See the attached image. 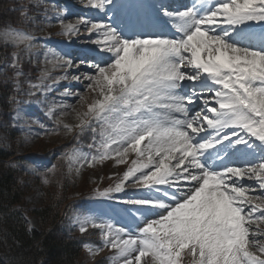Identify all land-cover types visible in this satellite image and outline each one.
<instances>
[{"label": "snow or ice", "instance_id": "snow-or-ice-1", "mask_svg": "<svg viewBox=\"0 0 264 264\" xmlns=\"http://www.w3.org/2000/svg\"><path fill=\"white\" fill-rule=\"evenodd\" d=\"M81 2L86 11L65 7L47 20L70 42L93 45L94 58L77 63L46 41L45 60L63 74L45 70L27 93L35 101L13 95L10 126L36 124L37 138L75 132L77 142L91 133L89 152L67 157L89 167L135 153L122 179L96 193L124 205L126 218L75 217L80 233L102 237L84 246L94 256L114 250V264H264V0ZM0 36L38 46L28 32ZM63 81L82 90L69 85L50 98ZM73 97L85 110L75 126L62 124ZM33 102L43 120L21 115ZM130 179L145 191L117 197Z\"/></svg>", "mask_w": 264, "mask_h": 264}, {"label": "rangeland", "instance_id": "rangeland-1", "mask_svg": "<svg viewBox=\"0 0 264 264\" xmlns=\"http://www.w3.org/2000/svg\"><path fill=\"white\" fill-rule=\"evenodd\" d=\"M15 2L24 3L26 12L27 27H14L1 30L0 33L8 30H16L28 32L37 38L38 46L33 48L31 51H27L24 44H15L11 40H5L0 36V40L4 43L9 44L19 49V53L11 55L12 62L7 63L9 67L16 69L17 65L13 61L18 56L19 70L22 75L17 76L16 70L10 75L15 89L17 91V100L21 101H35L36 97H29L27 93L35 91L31 88V84H39L40 76L47 70L50 76H60L63 74L62 70L54 67V59L49 57V61L45 60V53L48 48L43 47L46 41H51L48 45L53 50H63L69 52L71 56L76 60L77 63L80 61H90L94 58L95 52L93 51L94 46L87 44L83 41V38L73 37L74 42H70L66 37L60 36L61 27L58 23H49L47 17H55L60 14L59 10L65 7L71 8L74 13H81L86 11L83 9L81 0H11ZM181 1V0H180ZM53 5L58 6L54 8ZM32 12L33 14L29 13ZM70 22H75L76 16L73 15L69 18ZM47 83H51L48 80ZM71 86L73 89H81V85L73 81L60 82L59 86L56 87V91L50 94V98L60 99L58 93L66 86ZM39 95V94H37ZM86 100L91 99V94L84 93ZM67 103L72 104L73 108L66 109V115L61 117L62 124H68L75 126L78 123L77 113L83 112L85 109L82 103L75 102V98H66ZM19 110L22 116L28 118H38L43 120V109L35 104H22L19 106ZM15 115V111H13ZM12 115V117H13ZM50 126H53L50 124ZM19 131V136L14 140L15 148L17 152L24 158L23 166L26 175L24 184L27 186L26 194L24 197L23 219L28 228L38 229V219L30 213L31 210L40 208L44 205V192L48 187L53 184L63 183L65 179L71 178L70 181L75 183L77 190L71 195V197H81L82 194L89 195L91 197L81 199L74 205V210L71 212L72 227L74 226V218L80 215L98 216L102 219H109V217L116 216L125 217L126 214L120 207H115V201L105 203L107 199L98 196L97 191H103L110 185L116 178L123 177L124 173L132 164V160L136 159L135 153H129L126 163H117L116 159H109L102 162H96L91 167L87 164H76L70 161L67 157L73 153V149H77L81 152H89L87 145H73L70 141L71 138L76 134L75 132L65 134L63 130L58 135H49L40 137L35 136V132L38 130V125L31 124L30 129L25 127L21 129L16 126ZM0 143L2 145L12 147L13 141L9 139L6 133L0 131ZM143 147V145H142ZM94 151V150H93ZM56 166L54 171H48L52 167ZM46 173V175H40L38 173ZM47 180V183H45ZM101 198V199H100ZM102 198L105 200V204L102 206ZM76 206V207H75ZM255 225L253 228L255 229ZM264 228V224L260 225ZM96 235L90 238L91 244H87L93 248L102 245V237ZM259 238V237H258ZM99 244L97 246H94ZM86 264H92L93 259L102 257L107 259L108 264H114L115 251L105 248L98 254L91 255L89 248L85 250ZM94 256V257H93Z\"/></svg>", "mask_w": 264, "mask_h": 264}, {"label": "trees", "instance_id": "trees-1", "mask_svg": "<svg viewBox=\"0 0 264 264\" xmlns=\"http://www.w3.org/2000/svg\"><path fill=\"white\" fill-rule=\"evenodd\" d=\"M27 7L21 2L0 0V31L28 28ZM15 53H19L18 48L0 40V131L14 144L5 147L0 143V264H84L82 245L94 234L82 236L67 226L66 217L75 205L71 195L77 190L71 178L43 191L44 205L30 211L38 219V229L28 228L23 219L27 173L22 167L24 158L14 143L19 131L10 126L14 111L10 98L17 96L10 75L16 69L6 65ZM73 138L74 145H88L91 133L84 134L78 142Z\"/></svg>", "mask_w": 264, "mask_h": 264}, {"label": "bare ground", "instance_id": "bare-ground-1", "mask_svg": "<svg viewBox=\"0 0 264 264\" xmlns=\"http://www.w3.org/2000/svg\"><path fill=\"white\" fill-rule=\"evenodd\" d=\"M173 3L176 5V6H179L181 4H185V3H190L189 0H173ZM130 182H132V180L130 179L129 181H127V183L129 184ZM139 191H142L139 190ZM133 191H124V192H121V193H118V194H115L117 197H124V198H127V196L125 195L126 193H132Z\"/></svg>", "mask_w": 264, "mask_h": 264}]
</instances>
